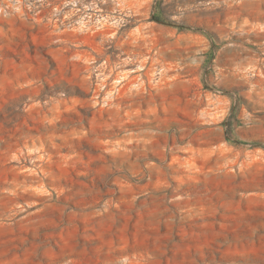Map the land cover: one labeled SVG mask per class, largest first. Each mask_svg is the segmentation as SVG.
<instances>
[{
	"label": "rangeland",
	"instance_id": "rangeland-1",
	"mask_svg": "<svg viewBox=\"0 0 264 264\" xmlns=\"http://www.w3.org/2000/svg\"><path fill=\"white\" fill-rule=\"evenodd\" d=\"M0 264H264V0H0Z\"/></svg>",
	"mask_w": 264,
	"mask_h": 264
}]
</instances>
